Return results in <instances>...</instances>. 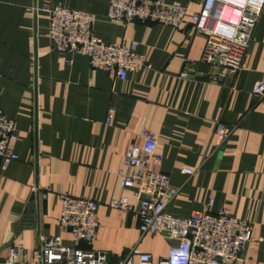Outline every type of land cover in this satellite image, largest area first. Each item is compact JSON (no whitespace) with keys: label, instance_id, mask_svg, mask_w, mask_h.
<instances>
[{"label":"crops","instance_id":"1","mask_svg":"<svg viewBox=\"0 0 264 264\" xmlns=\"http://www.w3.org/2000/svg\"><path fill=\"white\" fill-rule=\"evenodd\" d=\"M165 1L193 11L203 0ZM44 2L94 14L93 28L103 41H138L152 67L119 79L92 68L86 56L52 51ZM107 8L108 0H0V108L15 122L17 138L10 147L18 154L6 168L0 166V259L16 241L23 244L20 259H36L45 235L72 245L71 233L59 226L63 192L97 203L91 249L108 252L113 263L131 249L148 252L155 262L166 255L176 239L143 233L135 211L109 205L124 195L133 201L117 172L127 170L130 144L142 143L141 126L156 134L163 157L150 169L167 173L176 191L167 212L188 216L213 198L211 212L226 206L264 240V96L252 94L264 73V6L243 68L225 76L221 67L201 62L206 38L191 34L190 26L124 25L108 21ZM218 121L234 128L216 149ZM36 180L38 217L30 220ZM262 245L250 242L242 264H264Z\"/></svg>","mask_w":264,"mask_h":264},{"label":"built area","instance_id":"2","mask_svg":"<svg viewBox=\"0 0 264 264\" xmlns=\"http://www.w3.org/2000/svg\"><path fill=\"white\" fill-rule=\"evenodd\" d=\"M263 6L264 0H203L198 10L191 11L185 5L165 0H108L106 19L124 25L139 22L176 28L190 26L191 34L206 38L201 62L221 67L224 70L221 74L225 76L243 68ZM40 8L48 13L47 36L52 51L86 56L92 68L119 79H124L128 72L152 67L138 51V41H103L93 28L94 14L49 2ZM66 62L71 64L72 59L67 58ZM252 94L256 98L264 96V73L254 82ZM109 119L110 114L106 123ZM233 128L220 121L215 124L216 149L227 140ZM138 136L142 143L130 144L126 153L127 170L120 168L117 172L120 185L131 190L133 201L124 195L112 199L109 205L135 211L143 233L165 232L176 239L177 243L169 247L166 255L155 262L148 252L131 249L122 260L113 263L108 252L91 249L98 227L97 203L89 196L75 197L63 192L59 194V226L71 233L72 245H63L58 235L41 236L36 259L24 260L19 258L23 244L16 241L10 244L0 264H242V253L250 242L263 243L264 250V240L254 237L250 222L234 216L224 205L214 212L209 210L214 204L213 198L207 200L202 210L188 216L167 212L166 205L176 191L170 188L167 173L149 167L163 159L157 151L156 134L141 126ZM16 138L14 120L0 108V166L3 169L18 159L10 147ZM182 172L192 174L194 170L183 168Z\"/></svg>","mask_w":264,"mask_h":264},{"label":"water","instance_id":"3","mask_svg":"<svg viewBox=\"0 0 264 264\" xmlns=\"http://www.w3.org/2000/svg\"><path fill=\"white\" fill-rule=\"evenodd\" d=\"M36 161H37V145H36V139H35V166H36ZM38 183L37 180L35 181V190L31 192L29 200L35 205V207L33 208V206L30 208L29 210V214L26 215V218L33 220V219H37L38 217V204H39V193H38ZM38 230L36 231V236L38 239ZM38 247H39V241L37 243Z\"/></svg>","mask_w":264,"mask_h":264}]
</instances>
